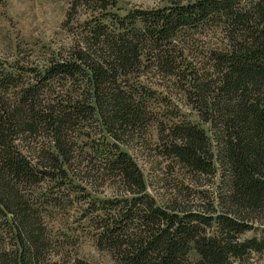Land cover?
<instances>
[{
	"label": "trees",
	"instance_id": "16d2710c",
	"mask_svg": "<svg viewBox=\"0 0 264 264\" xmlns=\"http://www.w3.org/2000/svg\"><path fill=\"white\" fill-rule=\"evenodd\" d=\"M164 1L169 7L117 17L107 11L116 0H70V10L88 5L108 23L92 17L74 29L63 56L32 81L18 83L0 64V264H89L54 250L25 188L57 178L61 187L79 171L69 133L81 124L94 123L119 144L126 131L145 126L142 105L123 87L141 74L142 61L173 80L208 126L209 136L188 122L161 129L168 154L192 172L218 174L220 194L208 217L160 207L126 154L101 157L86 176L109 177L122 195L85 209L97 248L117 264H243L264 250V228L259 238L238 239L264 210V0ZM196 30L217 35L219 45L197 69H183L175 48L193 46L185 32ZM55 84L76 91L65 97Z\"/></svg>",
	"mask_w": 264,
	"mask_h": 264
},
{
	"label": "rangeland",
	"instance_id": "374dc122",
	"mask_svg": "<svg viewBox=\"0 0 264 264\" xmlns=\"http://www.w3.org/2000/svg\"><path fill=\"white\" fill-rule=\"evenodd\" d=\"M182 1V0H171ZM164 0H116L108 9L110 15L122 17L133 9L156 10L167 8ZM92 17L101 18L98 11H91L85 4L70 10V0H0V64L11 75L18 76V83L32 81L51 61L60 59L73 41L71 32L89 23ZM194 41L176 46V63L191 70L198 68L210 50L218 47L217 35L209 31L185 32ZM184 51H182V50ZM181 51V52H180ZM180 53V54H179ZM139 76H127L125 91L139 102L147 123L139 130L126 131L122 144L109 139L94 123L79 124L69 135L75 144L79 171L69 175L60 187V180L44 182L25 188L30 201L39 205L48 233L54 240V250L62 256L76 257L89 264H117L109 252L99 250L95 244L93 229L87 222L85 209L97 201L119 199L121 190L109 177L86 176V167L97 165L99 158L115 152L126 154L142 175L145 193L157 206L171 207L208 217L215 209L220 194L218 174L209 177L197 174L181 166L166 150L165 134L161 129L172 123L195 124L209 136L208 126L201 124L196 113L185 103L173 80L156 75L148 63L142 61ZM200 67V66H199ZM55 86V90L69 97L76 91L68 84ZM69 92L71 93H68ZM64 91L67 94H64ZM11 96L10 90L7 92ZM41 147L49 148L48 141L38 138ZM33 145L27 150L31 152ZM74 172V171H73ZM264 228V210L257 222L238 236L239 241L259 238ZM215 233L214 224L205 230ZM190 261L197 259L193 252ZM243 264H264V250L249 253Z\"/></svg>",
	"mask_w": 264,
	"mask_h": 264
}]
</instances>
